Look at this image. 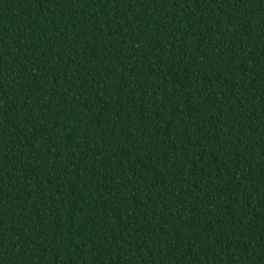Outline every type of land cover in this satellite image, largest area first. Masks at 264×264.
<instances>
[{"label":"trees","instance_id":"1","mask_svg":"<svg viewBox=\"0 0 264 264\" xmlns=\"http://www.w3.org/2000/svg\"><path fill=\"white\" fill-rule=\"evenodd\" d=\"M0 264H264V0H0Z\"/></svg>","mask_w":264,"mask_h":264}]
</instances>
